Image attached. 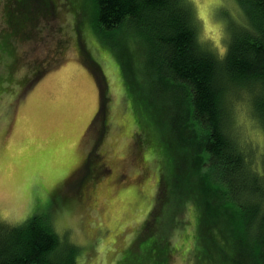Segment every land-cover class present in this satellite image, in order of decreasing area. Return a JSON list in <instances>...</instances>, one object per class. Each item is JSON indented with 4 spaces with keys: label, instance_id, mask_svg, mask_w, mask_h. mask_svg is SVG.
<instances>
[{
    "label": "rangeland",
    "instance_id": "rangeland-1",
    "mask_svg": "<svg viewBox=\"0 0 264 264\" xmlns=\"http://www.w3.org/2000/svg\"><path fill=\"white\" fill-rule=\"evenodd\" d=\"M4 1L0 31L9 28ZM17 1L23 29L11 39L15 56L3 54L0 60V221L18 224L49 208L59 238L79 248L77 264H155L139 245L150 247L156 231L143 227L161 166L155 143L148 141L159 138L146 121L148 109L127 90L112 40L92 28L93 0ZM186 1L197 19L199 39L222 52L227 34L241 24L234 21L241 14L236 1ZM82 53L98 64L106 81L108 100L99 113L98 86L104 84ZM10 63L16 69L8 75ZM48 65L52 68L17 98L16 84L22 88L20 80ZM139 75L134 72L133 79L140 81ZM233 111L240 139L258 156L262 128L243 99L235 100ZM93 156L97 175L84 180L82 167ZM183 219L179 230L172 231L165 221L158 228L174 248L168 264L190 261L192 208Z\"/></svg>",
    "mask_w": 264,
    "mask_h": 264
},
{
    "label": "trees",
    "instance_id": "trees-1",
    "mask_svg": "<svg viewBox=\"0 0 264 264\" xmlns=\"http://www.w3.org/2000/svg\"><path fill=\"white\" fill-rule=\"evenodd\" d=\"M235 1L241 14L234 21L241 24L218 52L199 39L186 0H93L92 28L112 40L127 90L148 109L146 121L159 138L148 141L155 143L161 166L143 227L156 231L150 247L139 245L155 264H168L174 250L159 226L165 221L179 230L190 208L195 236L188 264H264V146L258 156L250 152L233 111L235 100L243 99L264 132V0ZM18 6L17 0L3 3L9 28L0 31V60L3 54L15 56L11 39L23 29ZM82 56L104 84L98 86L99 113L108 100L106 81L98 64ZM11 65L8 75L16 69ZM50 65L20 80L17 98ZM134 72L140 81L133 79ZM95 165V156L87 157L84 180L97 175ZM46 209L18 224L0 221V264H77L79 248L59 238Z\"/></svg>",
    "mask_w": 264,
    "mask_h": 264
}]
</instances>
